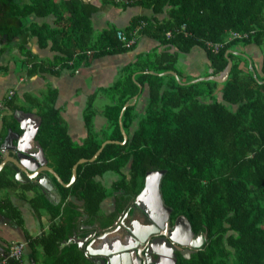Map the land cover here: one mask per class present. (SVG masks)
Segmentation results:
<instances>
[{
  "label": "trees",
  "instance_id": "obj_1",
  "mask_svg": "<svg viewBox=\"0 0 264 264\" xmlns=\"http://www.w3.org/2000/svg\"><path fill=\"white\" fill-rule=\"evenodd\" d=\"M103 4L141 8L121 30L128 37L140 24L136 33L165 47L137 54L119 68L110 85L100 88L110 99L102 108L108 132L92 130L94 94L85 98L81 117L86 135L80 142L67 134L52 95L45 94L42 102L24 96L40 117L34 139L59 179L67 182L71 165L85 159L75 164L68 186L52 178L64 202L61 216L45 232L25 239L31 264H90L74 243L59 247L79 217L68 196L79 201L83 224L95 222L106 228L125 199L138 192L144 172L151 169H164L159 191L170 208L169 219L182 214L193 232H204L188 258L176 254L175 264H264V56L255 66L241 49L264 40V0H99L98 6L87 0H0V56L8 45L25 37H34L39 46L49 41V48L56 52L50 59L35 62L26 50L21 62L29 65V72L56 71L58 66L73 68L81 59L130 48L134 42L125 46L115 38L113 26L93 32L90 17ZM48 14L53 16V26L28 20L30 15ZM230 31L239 36L228 39ZM207 42L219 45L213 49ZM192 47L205 54L210 71L202 75L219 73L229 58L230 68L222 82L190 81L188 75L181 79L177 55ZM232 55L249 59V67L240 66ZM5 69L0 63V73ZM218 84L217 98L213 90ZM133 95L142 100L139 109L135 100L128 103ZM4 106L17 107L11 98ZM103 140L108 141L88 160ZM105 172L115 175L108 186L95 178ZM12 174L7 166L0 168V190L15 185L21 191L32 190L28 201L33 209L48 207L50 217L57 213L60 201L51 205L33 184L18 183ZM116 190L120 191L116 210L105 215L100 202ZM0 215L20 223V213L7 196H0ZM5 246L0 244V261ZM21 262L22 254L19 261L5 259L3 264Z\"/></svg>",
  "mask_w": 264,
  "mask_h": 264
},
{
  "label": "crops",
  "instance_id": "obj_2",
  "mask_svg": "<svg viewBox=\"0 0 264 264\" xmlns=\"http://www.w3.org/2000/svg\"><path fill=\"white\" fill-rule=\"evenodd\" d=\"M87 1L96 6L99 5V0ZM122 2L124 3L125 0H122ZM140 12L141 8L136 5L122 7L119 4H103L91 15V27L93 32L99 31L100 29L108 26L121 29L128 24L134 14ZM28 20H32L36 23L44 22L48 26H53V16L50 14L43 18L30 15L28 16ZM262 42H264V40ZM261 43H259V45L247 44L241 49L244 51V48L252 49L254 46L258 48ZM164 47V45L157 43V41L152 38L144 34L137 33L132 46L122 52L105 54L94 58H90L88 55H85L86 58H88L85 60L81 59L73 68L58 66L56 71L38 70L29 72L31 69L29 65H24L21 62V58L25 55L24 52L26 50L29 51L34 57L35 62H42L43 59H50L56 52L49 48V41L46 42L44 46H39L34 37H25L18 44L13 43V45H8L0 56V63H3L6 66L5 71L0 73V145L4 143L5 139H7V135L9 133L21 134L22 132L19 122L12 114L13 110L10 111L4 106V103L11 98V102L17 105V110L25 113L32 110L30 116L26 115L23 117L24 124L27 125L26 127H31V118L36 116L39 117V115L36 113V107L31 105L33 104L32 101L29 102V99H24V96H31L37 100V102H42L45 98V94L47 93L53 96V107L57 108L58 115L61 117L70 139L75 142H80L86 135V130L81 117L85 98L92 93L94 94L93 99L97 97V91H100L101 87L110 85L111 82L117 78L119 68L126 63L134 61L137 54L147 52L152 49L160 51ZM168 50H175V48L169 47ZM245 53L249 56L251 61L255 62L256 66L261 61V57L264 56V54L258 52L256 54L254 52L253 54H250L245 51ZM185 54L186 60L184 61L183 59L185 68L183 69V74H181L183 78L188 75L191 78L190 81H192L194 78H201V76H203L197 71V68L194 65L195 59H200V56H202V60L206 63L205 69H207V72L210 71V68H207V60L202 49L192 47ZM178 57L180 60V53L177 55V59ZM180 63H182V59L180 60ZM9 89H12V93L7 95L6 92ZM101 95L102 94H100V97ZM133 96L134 97H131V101L128 103H132L135 100V108L139 109L141 107L140 102L142 100L140 98L136 99L135 95ZM105 104L106 103L102 106L100 105V107L94 106L95 109L93 110L94 113L92 115L91 128L96 130L97 133H99L103 127L105 128V126H108L107 121L102 115V108ZM8 111L11 113H7ZM19 117V119H21V116ZM29 127L27 130H29ZM26 144H28L27 148L29 147V151H35L32 140H26ZM5 166L10 169L7 164ZM105 173L101 176H95V178L99 180L101 184L108 186L110 181L115 179V175L111 172ZM47 176L49 177L52 183V188L55 191L56 201H52V199L45 197L43 191L34 182L30 180L17 181L13 178L12 174V178L18 183L33 184L37 191H39L51 205H54L60 201V197L57 188L53 183V177L49 174H47ZM108 195L103 197L100 202V209L105 215L112 207L113 198L111 195ZM0 196H7L10 203L16 207L20 213V223L18 224L9 217L0 215V240L4 243L15 239L24 240L28 237L36 236L45 232L51 222L55 223L60 218L59 216H61V210L64 203L60 201L57 213L50 217V210L48 207L41 206L36 209L31 207L28 199L33 196L32 190L21 191L20 186L15 185L13 189L8 188L0 190ZM69 196L68 198L74 202L75 209L79 213V217L76 218V221L74 222L75 227L71 232H74L75 238L82 240V238H85V234L90 231L91 226H96V223L93 222L91 224H83V214L80 203L73 195V198H70ZM76 247L81 251L79 246L76 245ZM36 249L39 252V249ZM81 255L85 258L82 251ZM30 256V249L26 245L23 248L21 264H31Z\"/></svg>",
  "mask_w": 264,
  "mask_h": 264
},
{
  "label": "water",
  "instance_id": "obj_3",
  "mask_svg": "<svg viewBox=\"0 0 264 264\" xmlns=\"http://www.w3.org/2000/svg\"><path fill=\"white\" fill-rule=\"evenodd\" d=\"M226 51L228 50H225V53ZM247 61L249 65V60L247 59ZM230 64L231 62L229 58H227L225 66L219 73L209 74L198 79H210L216 82H222L227 75ZM166 72L174 75L173 71L167 70ZM125 105L126 103H124L120 108L117 120L119 119L120 111ZM31 112L32 110L28 113L17 109L13 110L12 114L19 122L22 132L21 134L9 133L10 135L8 134L7 139H5L4 143L0 145L2 148H4V155L0 159V168L7 164L12 170L13 178L15 180H30L34 182L43 191L45 197L52 199V201H56V194L52 188V183L47 174L51 175L58 184L62 186H68L74 178L75 164L84 161L85 159H77L71 165L68 181L62 182L57 174L46 164V160L43 156L41 148L37 144L36 140L33 139L36 127L39 123V117L36 116L31 118L32 124L31 127L28 126L30 129L29 131L27 130V125L24 124L23 117L26 115L30 116ZM7 113L11 112L8 111ZM19 116H21V119H19ZM119 128L121 130L120 125ZM124 138L125 135L122 132V140H124ZM29 139L32 140L35 151H29V147L27 148L28 144H26V140ZM106 141L108 140H103L100 143L98 149L90 158H88V160H91L95 156L100 147ZM163 172L164 169H152L145 171L143 175L142 186L132 197V201L128 206L133 209L137 208L141 215H143V218L145 217V219L150 220L151 223L161 229L164 225H166V220L169 218L170 213V208L162 202L159 191V179ZM69 197L73 198L72 195ZM161 212H163V215L161 218H158V216L162 214ZM127 213L128 211L126 210L124 214ZM111 223H114V220H112ZM109 227L100 228L98 225L91 226L90 231L85 234V238H82V240L75 238L74 232H71V234L65 240H62L59 243V247L64 244L75 243L81 248L84 257L90 262V264H127L125 262V256L130 254L133 257H139L140 261L144 256H146V252L153 254L155 259L159 256V254L166 255L167 264H175V255L173 253L174 250H176L181 257L188 258L189 253L193 251L189 247H197L202 242L204 237V232H201L200 230L193 232L190 229V225L185 216L182 214H177L171 220V227H169L166 232H159L161 238L150 239L144 250L141 252L143 248L139 249L135 244L122 245L119 242L118 236H115L114 234L113 238H111V228ZM125 230L127 232L126 235L135 237L137 242L142 241L140 233L138 234L136 231H133L128 225L125 227ZM148 232H156V228L152 227ZM0 264L3 263L0 261Z\"/></svg>",
  "mask_w": 264,
  "mask_h": 264
},
{
  "label": "flooded vegetation",
  "instance_id": "obj_4",
  "mask_svg": "<svg viewBox=\"0 0 264 264\" xmlns=\"http://www.w3.org/2000/svg\"><path fill=\"white\" fill-rule=\"evenodd\" d=\"M206 75H209V74H206ZM206 75H203V76H206ZM203 76H201V77H203ZM142 182H143V180H142ZM115 192H116L115 195H112V198H113L112 207L107 212V214L116 210L115 209V206H116L115 203H116V199H117V196H118L120 191L116 190ZM131 201H132V197H128L125 199V204H124L122 210L116 211L117 213L115 215V218L113 219L114 223L109 224L106 228H108L110 226L109 228H111L110 229L111 230V232H110L111 238H113V234H114L115 236H118L119 242L122 245H126V244L127 245H134L135 244L139 249L143 248L141 250V252H142L150 239L161 238V235L159 234V232H161V231L166 232L169 229V227H171V220L168 218L166 220V225H164L162 229L158 228L153 223H151L150 220L145 219V217L143 218V215H141V213L139 212V210L137 208L133 209V208L128 207L130 205ZM126 210L128 211V213L124 214V212ZM161 213L162 214H160L159 215L160 217L158 216V218L162 217L163 212H161ZM115 220H116V223H115ZM124 223L126 224V226L128 225L133 231H136L138 234L140 233V235L142 237V241L137 242V239H135V237L126 235L127 232L125 230L126 226ZM152 227L156 228V232H148ZM164 237H165V235H164ZM5 243H7V242H5ZM26 245H27V242L25 241L24 247ZM189 248L193 250L195 247L194 248L189 247ZM173 253H174L175 259H176V254L178 252L176 250H174ZM166 257H167L166 255L159 254V256L156 257V259H155V256L153 254H149L146 252V256H144L143 259L139 261V257H133L132 255L129 254L128 256H125V259H126L125 262L127 264H138V263L139 264H167ZM137 259H138V263H137Z\"/></svg>",
  "mask_w": 264,
  "mask_h": 264
},
{
  "label": "rangeland",
  "instance_id": "obj_5",
  "mask_svg": "<svg viewBox=\"0 0 264 264\" xmlns=\"http://www.w3.org/2000/svg\"><path fill=\"white\" fill-rule=\"evenodd\" d=\"M239 48H241V46H239ZM258 48H259V50H258ZM258 48H256V46H254V47H252V49H248V48H244V52L246 51V52H248V53H250V54H253V52L256 54L257 52L258 53H261V54H264V42H262L261 44H260V46H258ZM233 56V60H237L238 62H239V64H240V66L241 65H245L246 64V66H248V61H247V58H245L244 56H240V55H232ZM182 59V63H180V60ZM183 59H184V61L186 60V54L185 55H183L182 53L180 54V60H179V57H178V59L176 60V64H177V66L179 65V63H180V65H179V67L177 68V70H178V74H179V76L181 77V79L183 78V76L181 75V74H183L182 72H183V69L185 68V66H184V61H183ZM199 58H196L195 59V61H194V65L196 66V68H197V71L200 73V74H202L204 71H207V69H205L206 68V63L202 60V56H200V59L198 60ZM252 63H253V65H255V62H253L252 61ZM256 66V65H255ZM181 68V69H180ZM181 70V71H180ZM257 75L258 76H260V73L258 72L257 73ZM190 79V78H189ZM196 78H194V80H195ZM198 79V78H197ZM198 82V81H197ZM219 84L215 87V89L213 90V93H214V95H215V97H217L218 98V94H219ZM102 94L101 95V97H100V94ZM109 97H106L102 92H100V91H97V97H95L94 99H93V102H92V104H91V109L92 110H94L95 108H94V106L95 107H100V105L102 106L104 103H108L109 102ZM140 105H141V102H140ZM90 125H91V127H92V116H91V120H90ZM108 126H105V128L103 127L102 128V130H104V131H106V132H108ZM92 130H94L93 128H92ZM96 133H97V131L96 130H94ZM106 174V173H105ZM108 196H110V195H108ZM10 241V240H9ZM0 244H4V242L2 241V240H0Z\"/></svg>",
  "mask_w": 264,
  "mask_h": 264
},
{
  "label": "built area",
  "instance_id": "obj_6",
  "mask_svg": "<svg viewBox=\"0 0 264 264\" xmlns=\"http://www.w3.org/2000/svg\"><path fill=\"white\" fill-rule=\"evenodd\" d=\"M139 26H140V24L136 25L133 28V30L130 32L128 37L124 34V32L121 29L116 28L115 33H114L115 38L122 41L125 46H128L134 42V39L137 35L136 32H137ZM165 35H168V32H165ZM237 36H239V34L230 31L229 35H228V39L234 38ZM207 45H213V49H216L215 47L219 44H216V43L211 44L210 42H207ZM85 52L88 53V50H86ZM11 93H12V89L7 90V92H6L7 95H10ZM3 155H4V148H2L0 146V159L3 157ZM24 243H25L24 240H16V239L10 240L8 242L5 254L2 257L1 262L3 263L5 259H11L14 261H19L20 256H21L22 251H23V248H24Z\"/></svg>",
  "mask_w": 264,
  "mask_h": 264
},
{
  "label": "clouds",
  "instance_id": "obj_7",
  "mask_svg": "<svg viewBox=\"0 0 264 264\" xmlns=\"http://www.w3.org/2000/svg\"><path fill=\"white\" fill-rule=\"evenodd\" d=\"M24 241H26L25 239H24ZM9 242V241H8ZM7 242V243H8ZM3 246H5V244H2ZM6 248H7V246H5ZM5 251H6V249H5ZM2 253V251L0 250V254ZM3 254V253H2ZM22 254H23V251H22ZM86 259V258H85Z\"/></svg>",
  "mask_w": 264,
  "mask_h": 264
},
{
  "label": "bare ground",
  "instance_id": "obj_8",
  "mask_svg": "<svg viewBox=\"0 0 264 264\" xmlns=\"http://www.w3.org/2000/svg\"><path fill=\"white\" fill-rule=\"evenodd\" d=\"M29 130H30V129H29ZM29 130H28V131H29ZM159 217H160V216H159Z\"/></svg>",
  "mask_w": 264,
  "mask_h": 264
}]
</instances>
